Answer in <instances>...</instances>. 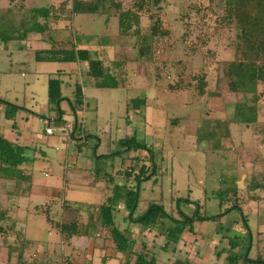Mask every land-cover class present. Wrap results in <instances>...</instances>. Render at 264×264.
Here are the masks:
<instances>
[{"label": "rangeland", "instance_id": "1", "mask_svg": "<svg viewBox=\"0 0 264 264\" xmlns=\"http://www.w3.org/2000/svg\"><path fill=\"white\" fill-rule=\"evenodd\" d=\"M7 1L0 0V12L7 10L9 6L12 7ZM47 1L57 5L61 0ZM115 1L119 4L120 11H125L134 10L133 5L137 0ZM115 1L112 3L116 4ZM229 1L161 0L159 4H154V0H144L143 10L140 12L136 10L140 16L139 36L133 34L137 28L135 26L127 32V35H122L117 18H108L101 11L95 15L102 20L105 19V25L108 24L107 30L102 35H98L96 42L102 43L107 38L108 43L104 44L112 47V52L102 60V63L115 76L118 88L109 90L85 88V103L81 118L83 126L84 124L86 126V134L91 139V132L93 135L99 132L100 135L101 130L106 129L112 142L135 136L147 145L161 147L164 150L163 166L170 168L173 173L171 176L175 183L173 189H171L170 177L165 173L157 176V183L153 186L151 182L140 185V213L151 200L161 203L160 193H162L167 210H169L167 204L169 198L189 196L191 201L203 205V209H200L201 214L206 210L208 214L215 215L217 209L214 196L217 190L224 189L235 179L244 183L250 171L264 170V133L262 132L264 82L258 84L255 96L260 110L257 125L244 127L232 124L229 126L230 135L227 125L226 127L219 125L216 133L218 135L210 142L213 144L218 136H222L219 141L221 147L217 151L203 152L201 151L203 142L196 144V130H203L200 134H204L206 129L212 128L219 120L226 119L233 122L234 105L252 103L250 94L230 93L223 74L226 64L239 58L233 49L236 35L234 23L227 21ZM24 3L22 4L25 9L32 5L44 6L36 1L27 5ZM14 16L19 20L21 13H15ZM92 16L94 15L77 16L72 23L71 19L51 23L50 34H44V38L49 40L50 37L52 39L56 36L63 40L65 45L73 47L76 30L80 28L79 24ZM151 16L155 19L159 18L161 28L167 32V36L159 35L158 32L153 38L142 39L150 34L154 22ZM225 23L229 27L224 26ZM158 26L157 20L155 28ZM96 28H92V31ZM9 57L11 56L8 52H0V71L4 72L0 74V94L6 103L30 111L37 126L42 125L38 123L41 120L38 113L40 106L48 104L46 75H37L35 68L47 73L56 71L58 67L67 69L68 65L63 64L55 68L49 67L50 65H36L30 51L29 55H22L20 64L13 63L16 62L13 55L12 58ZM8 69L10 72H6ZM75 80L71 78L69 87H64L67 90L66 95L69 89H74ZM200 88H204V95L199 94ZM67 96L71 98L70 95ZM136 99L144 100V104L138 108L140 111L137 110V104L132 108L131 101ZM53 114L56 116V113ZM63 118L67 121L72 119L66 114ZM82 130L78 128L81 134ZM68 139L74 141L70 137ZM57 142L64 145L60 138L55 137L54 144L42 146L41 150L48 159L43 164H39L37 169L38 174L40 165L42 167L40 173L46 170L45 182L51 185L49 189L53 192L59 191L60 197L46 198L43 195L31 197L32 204L38 206L34 207L35 212L30 211L28 217H25L20 230L26 238L38 242L33 249L38 252L48 250V253H51V262L62 264L60 255L63 252L68 254L70 249L62 243L55 230L48 232L50 225L39 208L45 203H52L53 207L49 215L54 223L70 224L76 221L85 224L86 205L102 204L110 194L96 186L92 188L84 181L73 180L67 171L63 175L64 164H59L65 150L55 145ZM126 156L125 154L124 158L128 159ZM48 160L56 162L57 165L50 164ZM114 161L116 167L121 166L120 157ZM116 182L123 184L120 180ZM259 199L250 205L248 203L243 213L248 217L252 239L258 237L260 247L264 249V196ZM62 201H66V206L69 207H62ZM172 206L174 208V204ZM75 208L81 209L75 212ZM193 209L192 205L181 206V210L187 216L192 215ZM237 215V212L233 211L220 219L216 227L205 223L194 225L196 234H184L176 243H170L167 253L160 252V246L165 240L162 230L157 228L151 235L144 236L138 232L137 225H132L131 235L138 239L135 251H139L140 243L144 241L147 250L157 256V264H174L183 260L194 264H227L229 238L241 241L244 236L241 226L234 223ZM101 240V237L99 240L89 237L84 238V242L81 243L78 240L74 247L72 243L73 249L90 251L91 246L94 247L91 254L87 253L79 257L73 264H103L102 256H116L110 240L107 238ZM65 248L68 250L66 251ZM217 251L221 252L218 258ZM251 255L254 256L255 253L252 251ZM262 255L264 256L263 252ZM32 257L33 251L25 254V259ZM13 261L15 260H11ZM6 262V248L0 245V264ZM104 264H119V262L108 260Z\"/></svg>", "mask_w": 264, "mask_h": 264}, {"label": "trees", "instance_id": "2", "mask_svg": "<svg viewBox=\"0 0 264 264\" xmlns=\"http://www.w3.org/2000/svg\"><path fill=\"white\" fill-rule=\"evenodd\" d=\"M24 1L8 0L12 7L9 6L7 10L0 12L1 52L8 51L10 42L24 41L29 34H50L51 23L69 21L80 15H96L99 11L108 18H117V24L122 35H127L133 26L137 27L133 34L140 35V16L137 12L143 10L144 0H137L133 5L134 10L125 11H120L119 4L115 0H91L90 2L86 0H62L57 5L46 4L30 9L23 7ZM113 1L116 4H113ZM160 1L154 0V4H159ZM15 13H21L19 20L15 19ZM157 20L160 28L159 26L155 28ZM227 21L234 23L236 35L233 49L239 55L237 60L226 64L223 73L227 80L228 91L232 94H250L252 103L251 105L235 104L233 122L226 119L219 120L215 122L212 128L206 129L204 134H200V131L203 130H196V144L203 142L201 148L203 152L220 150L219 141L222 136H218L213 144L210 143L218 135L216 133L219 125L225 127L227 125L230 135L229 126L232 124L252 127L259 123L260 110L255 96L258 84L264 82V0H230L227 8ZM152 25L150 34L144 36L143 40L153 38L158 32L159 35L167 36V32L161 28L159 18H154ZM227 25V23L224 24V26L229 27ZM90 54L88 50L75 49L70 46L60 50L39 51L36 53L35 59L39 62L86 63L87 76L94 81L95 87L101 89L117 88L118 82L115 76L103 66L100 59H92ZM61 83L58 77L48 79L47 103L59 118L57 123H61L68 130L69 137L74 138V136L81 135L78 128L83 125L81 114L84 110V104L81 85L76 81L73 95L69 99L63 97ZM199 94H205L204 88H200ZM0 102L6 106V119L11 120L12 115L21 109L2 100ZM62 103L66 105L68 113L61 109ZM131 104L132 108L135 104L139 107L144 104V100L136 99L131 101ZM65 114L72 119L65 120L63 118ZM2 130L0 127V179L12 182L13 191L11 195L20 198L27 195L32 187V172L28 170V165L33 161V158L29 154L30 149L9 142L4 137ZM262 132L264 133V130ZM116 144L117 150L111 154L94 157L96 163L91 173L92 185L103 184L105 191L110 195L102 204L86 205L87 218L85 224L76 221L70 224L54 223L49 215L53 207L52 203H45L39 208L44 213L46 222L50 225L49 230H55L62 243L70 249L68 254L63 252L60 255L62 264H73L79 257L87 253L91 254L94 247H91L90 251L71 248L72 240L89 237L93 240H99V237L102 240L107 238L113 244L116 256H102V263L108 260H117L119 264H157V256L147 250L144 241L140 243L139 251H135L138 239L131 235L133 233L131 231L132 225H137L138 232L144 236L151 235L157 228L162 230L165 240L160 246V252L167 253L170 243H176L184 234H196L194 225L205 223L216 227L220 219L233 211L238 214L234 223L241 226L244 236L241 241L229 238L227 264H264V256L262 255L264 249H261L258 237L252 239L248 217L243 213V210L248 207V203L249 205L252 202L255 203L260 200L261 196H264V170L260 169V172L258 170L250 171L244 183L235 179L224 189L217 190L214 196L217 209L215 215L208 214L206 210L201 214L200 209H203V205L197 201H191L189 196L169 198L167 201L169 210H167L162 193H160L161 203L151 200L147 203L145 210L140 213V185L151 182V186H153L157 183V176L165 173L170 177V185L173 189L175 186L174 180L171 179L173 173L170 168L163 166L164 150L161 147H155L153 144L147 145L135 136L120 139ZM124 154L127 155L128 159L122 157ZM110 157H120L121 166H108L104 159ZM116 180L123 181V184H118ZM172 204H174V208ZM184 204L194 206L191 216H187L181 210V206ZM66 205V201L61 202L62 207H69ZM78 209L81 208H75L74 211L78 212ZM118 216L120 219L117 218ZM5 221H8L7 211L1 210L0 223ZM0 240L1 246L6 248V264H54L51 262V253H48V250L38 252L33 249L38 242L26 238L21 231L15 230V222H12L8 228L0 226ZM65 250L68 249L65 248ZM32 251L33 257L25 259V254ZM172 251L174 250L172 249ZM252 251L255 253L254 256L251 255ZM220 253V251L216 252L217 258ZM11 260L15 261L11 262ZM174 264L192 263L183 260Z\"/></svg>", "mask_w": 264, "mask_h": 264}, {"label": "crops", "instance_id": "3", "mask_svg": "<svg viewBox=\"0 0 264 264\" xmlns=\"http://www.w3.org/2000/svg\"><path fill=\"white\" fill-rule=\"evenodd\" d=\"M32 1H36L39 4H44V5L52 4L49 3V1L47 0H25L24 2L26 3H24V5L32 4L31 3ZM33 7H37V6L32 5L28 7V9ZM105 22H106L105 19L102 20L101 18L95 15L92 16V18L90 19L81 21V23L79 24L80 28L76 30V39H74L73 47L75 49L78 48V49L88 50L91 53L90 57L92 59L98 58L101 61L105 57L110 55V53L112 52V47L111 46L107 47V45L104 44V43H108L107 38L104 39L102 43L96 42L98 35H102L107 30L106 27L108 24L105 25L104 24ZM64 23H69V22H64ZM92 28H96L95 31H92ZM63 47L69 48L70 46L65 45L63 40L59 39V37L54 36L52 39L50 37V39L48 40L44 38V35L32 33L29 34L24 41L10 42L8 44V51H6V53L8 52L9 56H11L9 58H12L13 55L16 61L13 63H17V64L21 63L22 55L23 54L29 55V51H30V54L33 55V60L34 63H36V65H50L49 67L53 66L54 68L56 66L63 64L68 65L67 69L66 68L62 69L58 67L57 69H55L56 71L47 72V73L40 72L37 70V68H35V73L37 75H41V74L46 75V80H45L46 100H47L48 79L58 77L62 82L61 91L63 97L69 98L67 95H70L72 97L74 89H69L66 95L65 92L67 90L64 87H69L71 78H74L76 79L75 83L76 81H78V83L81 85L83 104H84L85 88L92 87V89L103 90L101 88L95 87L94 81L88 78L86 63L42 62V61L39 62L36 61L35 59V55L39 51L48 50V49L60 50ZM101 55L103 56L102 59H101ZM6 72H10V70L8 69L6 70ZM2 73L4 72L0 71V74ZM0 100L5 102L1 94H0ZM141 106L142 105H140V107ZM23 108L19 109L15 114H13L12 115L13 118L9 120L6 119L5 117L6 106L4 103L0 102V127L3 129L2 131L4 137L13 144L30 149L29 154L31 155V158H33V161L28 165V170L32 172V187L30 192L27 193V195H24L23 197L20 198L13 197L11 195V192L13 191V183L10 181L0 179V211L6 210L8 214V221H5V223H0V226L3 228H5L6 226L9 227L12 224V222H15V230L18 231H21L20 225L24 221L25 217L26 218L28 217L30 211L35 212L34 207L38 206L32 204V201L30 200L31 197L35 198L37 196L43 195L46 196V198H53V197L59 198L60 197L59 194H61L59 191L55 190L53 192L52 190L49 189L51 185H47V183L44 180V177H46L47 175L45 174L46 170L43 173H40V170L42 169L41 165L39 166V174H38L37 166L39 164H43L48 159L45 158L46 154L41 150L43 145L48 146L50 143L54 144L55 137L60 138V140L64 143V145L59 144V142H57V144L55 145H59L60 148H64L65 150L64 156L61 159V162L63 163L60 162L59 164V165L64 164L63 175H65V172L67 171L68 175L72 176L73 180H80L79 182L84 181L87 184H89L92 188L96 186L97 188L105 191L103 184H97L95 186L92 185L91 173L94 168V164L96 163L94 157L109 155L112 152L116 151L117 150L116 142L118 141L117 140L112 142L111 138L109 137V134L106 133V129L101 130L103 133V134L101 133L102 135L101 134L99 135V132L98 133L95 132L93 135V132H91L92 138L90 137L91 139H89V136L86 134L85 124L84 126L82 125L83 126L82 134L74 136V138H72L74 139V141H70V139H68L69 138L68 130L65 129L64 126L61 125V123H57L59 118L57 117V115L55 116L53 114V112L55 113V111L52 110V108L48 104L43 105V107L40 106L39 108L38 114L40 115L41 120L38 123L42 124L39 126H37V123L34 122L32 113ZM61 109L64 112L68 113L65 104L63 103L61 104ZM137 110L140 111V109ZM48 125H50V127L52 128L51 134H46L45 132V129L47 128ZM61 130H65L66 132H61ZM87 132H89V130H87ZM124 155L122 156L123 158ZM118 158L119 157H110L104 160L108 166L110 165L115 166L114 160ZM48 161L50 162V160ZM53 163L57 165L56 162L53 161L50 162V164ZM70 167H73V169H71ZM42 174H44V176H42ZM86 183H81V184L84 185ZM16 227L18 228L16 229ZM48 232L49 233L52 232V229L48 230ZM83 239L84 238L72 240L71 243H73V247L78 240L80 243L84 242ZM0 245H1V240H0Z\"/></svg>", "mask_w": 264, "mask_h": 264}, {"label": "built area", "instance_id": "4", "mask_svg": "<svg viewBox=\"0 0 264 264\" xmlns=\"http://www.w3.org/2000/svg\"><path fill=\"white\" fill-rule=\"evenodd\" d=\"M80 128L83 129V126L81 125ZM46 134H51L52 133V128L50 127V125L47 126V128L45 129ZM61 132H66L65 130H61Z\"/></svg>", "mask_w": 264, "mask_h": 264}]
</instances>
